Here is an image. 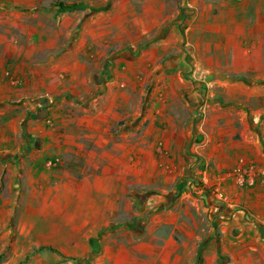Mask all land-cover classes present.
Masks as SVG:
<instances>
[{"label":"crops","instance_id":"crops-1","mask_svg":"<svg viewBox=\"0 0 264 264\" xmlns=\"http://www.w3.org/2000/svg\"><path fill=\"white\" fill-rule=\"evenodd\" d=\"M21 16L41 21L0 27V212L31 210L33 195L44 220L35 228L81 209L77 229L65 221L54 237L71 244L55 264L114 251L103 229L131 185L197 177L226 195L222 220L242 206L264 224V182L241 188L230 173L242 161L264 167V0H0V23ZM229 223V264H264V237L252 224L230 234ZM33 228L9 239L32 245ZM29 250L7 264H31Z\"/></svg>","mask_w":264,"mask_h":264},{"label":"rangeland","instance_id":"rangeland-1","mask_svg":"<svg viewBox=\"0 0 264 264\" xmlns=\"http://www.w3.org/2000/svg\"><path fill=\"white\" fill-rule=\"evenodd\" d=\"M74 10L64 13H72ZM40 21L41 19H35L32 22L24 16L14 17L2 20L0 27L7 28L6 26L14 24L37 25ZM50 25L55 24L50 21ZM2 33L5 34V31ZM6 36L10 41L20 45H24L27 38L20 34ZM72 41L73 39L66 40V49ZM69 49L65 52L59 50L51 56L58 57L68 52ZM125 81L124 79L125 86L119 85L120 90L128 89L127 81ZM129 165L131 169H134L137 164L130 163ZM57 167L58 165L50 166L52 169ZM27 199L23 202L27 206L32 203L29 206L33 207L27 212H25L24 205H20V209L16 208L11 215H6L7 212H0V264H7L10 261L7 256L12 250L18 247L25 249L26 246L30 249V254L23 262L55 264L57 256L63 254V251H66L71 244L67 247V244L55 242L54 237L64 235L61 224L65 221H69L71 227L76 230L77 227L73 221L77 222L82 217L83 211L70 208L68 211H61V217H58V211H55L56 216L50 217L46 222L48 227L39 224L33 228L32 225L38 222L44 223V220H41L40 209L37 210L40 205L36 204L35 197L31 195ZM119 199L114 196L115 206L118 208L115 210L113 223L103 229V233L113 232L116 240L111 243V247H114V251L105 255L102 254V249L96 248L84 258L68 257L65 259L62 255L63 263L76 260L81 262L77 264H229L231 258L224 250L225 242H223L220 229L222 221L230 222L229 233L233 228L247 229L248 224H252L251 228L264 237V224L257 222L253 213L246 207L239 206L235 208V211H231L236 218L222 220L219 213L224 215V213H229V209L233 210L223 205L227 203L226 195L217 190L212 183L198 180L197 177H183L177 183L169 186L162 185L161 188L148 186L138 189L131 185L130 193L123 197L122 202ZM24 213H27L28 217ZM2 215L4 217H1ZM32 228L35 238H39L38 242L32 245L17 244L15 240L9 239V235L15 233L20 235L24 230ZM234 233L240 234V232ZM153 237L157 239L154 240ZM154 241L157 246L160 244V247L158 246L160 255L157 254L155 258L151 255L153 257L149 258L148 253H152L150 246Z\"/></svg>","mask_w":264,"mask_h":264},{"label":"built area","instance_id":"built-area-1","mask_svg":"<svg viewBox=\"0 0 264 264\" xmlns=\"http://www.w3.org/2000/svg\"><path fill=\"white\" fill-rule=\"evenodd\" d=\"M56 164L57 162L51 163L50 166H55ZM230 173L236 184L241 188H251L258 181L264 182V167L252 162L242 161ZM205 182L207 183V181Z\"/></svg>","mask_w":264,"mask_h":264},{"label":"trees","instance_id":"trees-1","mask_svg":"<svg viewBox=\"0 0 264 264\" xmlns=\"http://www.w3.org/2000/svg\"><path fill=\"white\" fill-rule=\"evenodd\" d=\"M73 9H75V6L74 7L73 6L69 7V6H65L63 4V5H60L59 11L62 12V13H64V12H67V11L73 10ZM43 101H40V103L43 104L44 106H46L47 105V102L46 101L43 102Z\"/></svg>","mask_w":264,"mask_h":264}]
</instances>
